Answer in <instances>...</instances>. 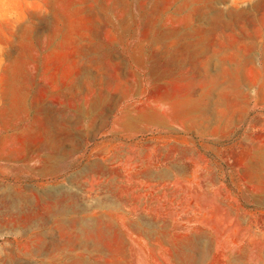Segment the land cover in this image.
Segmentation results:
<instances>
[{
	"label": "rangeland",
	"instance_id": "obj_1",
	"mask_svg": "<svg viewBox=\"0 0 264 264\" xmlns=\"http://www.w3.org/2000/svg\"><path fill=\"white\" fill-rule=\"evenodd\" d=\"M0 264H264V0H0Z\"/></svg>",
	"mask_w": 264,
	"mask_h": 264
}]
</instances>
